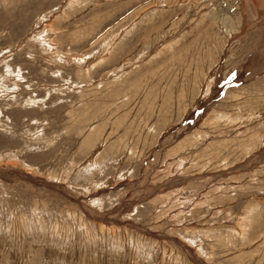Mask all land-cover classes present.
Instances as JSON below:
<instances>
[{
    "label": "rangeland",
    "instance_id": "374dc122",
    "mask_svg": "<svg viewBox=\"0 0 264 264\" xmlns=\"http://www.w3.org/2000/svg\"><path fill=\"white\" fill-rule=\"evenodd\" d=\"M0 264H264V0H0Z\"/></svg>",
    "mask_w": 264,
    "mask_h": 264
},
{
    "label": "snow or ice",
    "instance_id": "6c2138e0",
    "mask_svg": "<svg viewBox=\"0 0 264 264\" xmlns=\"http://www.w3.org/2000/svg\"><path fill=\"white\" fill-rule=\"evenodd\" d=\"M234 74V73H233Z\"/></svg>",
    "mask_w": 264,
    "mask_h": 264
}]
</instances>
